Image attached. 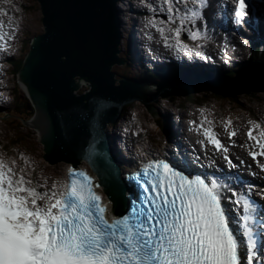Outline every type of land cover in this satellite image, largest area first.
<instances>
[{"label": "snow or ice", "instance_id": "obj_1", "mask_svg": "<svg viewBox=\"0 0 264 264\" xmlns=\"http://www.w3.org/2000/svg\"><path fill=\"white\" fill-rule=\"evenodd\" d=\"M4 3L15 7L13 0ZM229 4L232 22L243 26L251 13L249 0ZM147 7L153 13L149 25L161 37L158 43L173 54L208 59L200 45L189 46L181 36L209 38L211 0H160ZM221 10L226 14L227 5ZM8 11L0 7V50H6L2 18ZM156 12L167 19H156ZM200 111L199 124L190 121V130L201 137L197 143L205 155L211 146L229 169L237 168L214 120ZM222 124L223 135L235 144L239 129L233 119ZM249 124L253 143L248 155L264 172V160L258 159L264 158V121ZM18 156L23 165L0 154V264H264V201L253 198L264 197V189L254 191L217 168L214 159L200 168L179 157L142 160L127 177L129 186L139 190L130 195L107 176L98 181L77 167L68 169L66 181L49 186L47 179L34 178L36 166L27 154ZM102 185L109 189L107 200Z\"/></svg>", "mask_w": 264, "mask_h": 264}, {"label": "water", "instance_id": "obj_2", "mask_svg": "<svg viewBox=\"0 0 264 264\" xmlns=\"http://www.w3.org/2000/svg\"><path fill=\"white\" fill-rule=\"evenodd\" d=\"M39 2L45 31L34 38L18 75L31 100L30 108L35 110L27 125L39 131L47 161L78 165L86 158L105 178L101 171L111 167L101 157L104 129L119 117L125 106L136 100L153 112L151 101L130 88L127 81L118 80L112 68L115 63L123 62L119 60L118 0ZM185 82L172 83V90L162 84L164 89L158 95L191 96L213 91L235 99L240 94L264 92V62H256L233 80L232 85L231 81L215 85ZM83 84H88L90 89L80 92ZM154 100L158 102L157 98ZM107 177L116 187V177L111 174Z\"/></svg>", "mask_w": 264, "mask_h": 264}, {"label": "rangeland", "instance_id": "obj_3", "mask_svg": "<svg viewBox=\"0 0 264 264\" xmlns=\"http://www.w3.org/2000/svg\"><path fill=\"white\" fill-rule=\"evenodd\" d=\"M15 7H13L12 5H9L7 3H4V0H0V6L1 7H5L8 8L9 10H11V14L8 13V16H5L7 19L9 17L13 18V22L15 23V25L17 26L19 23V15H20V9L17 5V2L15 0H13ZM25 5H27V19H26V23H25V27L22 33V39L27 40L28 37L30 38L31 36H27L28 31L31 34H36L38 32H40L41 30L44 29V25L42 22V18L44 17V14L42 12V8H41V3L39 2V0H24L23 2ZM18 9V11H17ZM3 19V18H2ZM4 20V19H3ZM16 29V28H14ZM6 30V31H5ZM4 33H5V39H7L9 41V44L6 47V50H2L5 53H8L9 50L11 49L12 43L11 41H13V33L11 34L9 32H7V28L4 27ZM28 53H26L27 56ZM123 67V66H122ZM114 70L118 71L120 73V67H114ZM1 75H4L3 73ZM121 75V74H119ZM8 79H11V81L9 82L11 85V88L14 89L15 88V82L18 80V78L15 76V74H10L8 77ZM16 84H18L16 82ZM155 85H151L150 88L152 90L155 89ZM88 89L87 84H83L80 92H84L85 90ZM245 96L249 97V100L247 99V101H245L243 95H238V101L234 102L233 104L229 105L230 102L229 101H225L224 99H217L215 97H212V95L210 93H207L203 96H195L194 98H197L198 101H200V105L198 106H194L193 108H195L196 110H200L202 107L205 110L206 107L209 106L210 111H212L214 113L215 116H210L209 119H213L214 123L216 125V130L218 132H220L222 134V140L223 142L225 141H229V138L226 135H223L224 133V128H221L222 126V122L226 121L229 117H231L233 119V123L236 124L237 127H239L238 124H249V117L246 115V113L248 111H242L239 107H242L244 105V107H246V109L248 108L250 111H252V116H255L257 114H261L264 113V92L261 93H253V94H244ZM193 98V99H194ZM207 98V100H206ZM240 98V99H239ZM182 100V99H181ZM229 100V99H226ZM250 100H255V103L253 105H250L251 103L249 102ZM179 102H181L179 100ZM168 101L167 100H162L160 101V103H156V110L158 112H163L165 106H168ZM246 105V106H245ZM239 106V107H237ZM130 108L134 107L137 109H134V113H136L138 116H140L146 123L147 126H149V130L151 131V134H156L155 132H152L153 124L149 123V121L153 122L154 118H158V116L155 114H153L152 112H150L148 110V108L142 103H132L131 105H129ZM30 108V107H29ZM33 109L34 108H30ZM215 109H218V113L216 114ZM133 113V112H131ZM239 115V116H238ZM263 117L262 118L264 121V114H261ZM198 119H201L200 117L194 116ZM200 121L198 120V123ZM250 125V124H249ZM235 126V125H233ZM22 132L18 135L14 129L11 128L10 125H8L6 122L4 121H0V140H3L6 138L5 141H3L4 143H6L8 145V152H13L14 151V147L12 146V142L18 140L20 141V143L16 144L15 146H21L20 149L23 150H19L20 152H23L25 154H27V156L32 159L34 155H37L39 157V161L42 163L43 165V171L49 175H47V179L49 180H59L62 177V181L65 177V168L69 165V163L61 161L57 164H50L49 162H47L44 158V145L40 142L39 140V133L36 129L34 128H30V127H26L21 130ZM241 138H243V140L247 141L246 134L243 131L242 133H238ZM255 134V133H254ZM244 135V137H243ZM15 136H18L17 138H15ZM194 137H198L199 136L197 134L194 135ZM248 142V141H247ZM236 144H240L239 141L236 142ZM145 146H148L147 144ZM0 154H4V151L0 148ZM5 157H7L5 155ZM85 160H81V164L84 165ZM18 164H20L17 161ZM87 165V163H85ZM61 167V168H60ZM242 167L243 169H239L240 172L242 173L244 169H246L248 167V164L246 162H242ZM45 181V180H43Z\"/></svg>", "mask_w": 264, "mask_h": 264}, {"label": "trees", "instance_id": "obj_4", "mask_svg": "<svg viewBox=\"0 0 264 264\" xmlns=\"http://www.w3.org/2000/svg\"><path fill=\"white\" fill-rule=\"evenodd\" d=\"M16 65H17V69H19V67H21L23 65V60H19V62H17ZM229 75H231V74H229ZM210 94L212 95V97L220 98L219 95H215V94H212V93H210ZM18 96H19V98L16 99L15 104L12 107H10V109L9 108L6 109L5 115H7V122L6 123L8 125H10L11 128L14 129L15 132L19 135L22 132L21 130L23 129V127L24 128L27 127L25 122L30 120L33 117L34 110L30 109L28 107L29 106L28 99L21 98L20 97V93L18 94ZM174 98L175 97H171V100L173 101ZM193 98H194V96L191 95V96H189V97H187V98H185L183 100H180L181 102H179V103H181V105H183V106L186 103L185 101L201 103L200 101L197 100V98L196 99L195 98L193 99ZM206 100H207V98H206ZM234 100L230 99V100H227V101H229L231 104H233L234 102H236ZM254 101L255 100H252V101H249V102L251 103V102H254ZM17 137L18 136H15V138H17ZM18 143H20V141L16 140V141L12 142V146L14 147ZM4 147H7V149H8V145L7 144L4 145Z\"/></svg>", "mask_w": 264, "mask_h": 264}, {"label": "bare ground", "instance_id": "obj_5", "mask_svg": "<svg viewBox=\"0 0 264 264\" xmlns=\"http://www.w3.org/2000/svg\"><path fill=\"white\" fill-rule=\"evenodd\" d=\"M159 1V0H158ZM211 5H212V7H217L215 4H213V3H211ZM144 20L145 19H142V24L144 23ZM4 21H5V26H8L7 24H8V21H6L5 19H4ZM6 31V30H5ZM8 32H10L11 34L14 32V30H9ZM153 36H154V39H155V41L158 43V41H159V33L158 32H156V31H154L153 32ZM212 38H215V34L214 35H212ZM180 56H183L184 54L183 53H180L179 54ZM123 58V57H122ZM87 86H88V84H87ZM88 88L90 89V86H88ZM261 93V92H260ZM37 130V129H36ZM38 131V130H37ZM38 133H39V131H38ZM104 134H105V136H106V134H107V128H105L104 129ZM44 155H45V150H44ZM46 160V159H45ZM47 161V160H46ZM47 162H49V161H47ZM59 162H61V161H59ZM59 162H56V163H50V164H52V165H54V164H57V163H59ZM65 162V161H64ZM69 165H70V163H69ZM68 165V166H69ZM61 168V167H60ZM250 176H254V175H250ZM254 179L256 178V177H253ZM106 196L109 198V196L106 194Z\"/></svg>", "mask_w": 264, "mask_h": 264}]
</instances>
